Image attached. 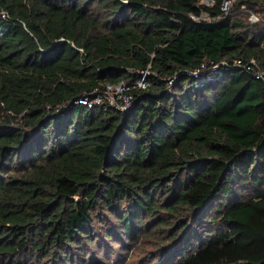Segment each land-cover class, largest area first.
Instances as JSON below:
<instances>
[{"label": "trees", "instance_id": "trees-1", "mask_svg": "<svg viewBox=\"0 0 264 264\" xmlns=\"http://www.w3.org/2000/svg\"><path fill=\"white\" fill-rule=\"evenodd\" d=\"M232 1L0 0V264H264V85L235 64L264 69V0ZM121 83L127 109L78 103Z\"/></svg>", "mask_w": 264, "mask_h": 264}, {"label": "rangeland", "instance_id": "rangeland-1", "mask_svg": "<svg viewBox=\"0 0 264 264\" xmlns=\"http://www.w3.org/2000/svg\"><path fill=\"white\" fill-rule=\"evenodd\" d=\"M123 92L124 88L122 86H117L109 89V92L107 93L110 101L116 107L119 106L121 108L128 102V99L127 97H125ZM120 100H123L124 103L121 104ZM155 247H158V245H156ZM128 248L129 250H126L122 257H120V259H118L119 256H115L113 255V253L110 257V254L106 255L105 252L102 251L100 252V256L95 257V260L93 262L92 260L90 261L88 259L85 264H157L159 262V260L154 259L156 258V250L153 249V246L150 243H144V240H139L136 243L128 244Z\"/></svg>", "mask_w": 264, "mask_h": 264}, {"label": "built area", "instance_id": "built-area-1", "mask_svg": "<svg viewBox=\"0 0 264 264\" xmlns=\"http://www.w3.org/2000/svg\"><path fill=\"white\" fill-rule=\"evenodd\" d=\"M206 4H212L210 1H204ZM232 3L233 1L232 0H224L223 4H222V7H221V10L225 13H227L230 9V7L232 6ZM250 21L252 23H258L261 21V17L255 13H251L250 15ZM235 64L237 66H241V67H244L246 68L247 70H249L257 80L261 81L264 85V69L261 67L260 63L258 61H256L255 59H252L251 61H249V63L246 65L244 64L241 60H238L235 62ZM200 71H197L195 72V76H197L199 74ZM138 85L141 87V88H146L147 87V83L144 79H142ZM119 87H123L124 88V92L128 89V87H126V85L124 83H121L119 85H117ZM117 86H114V87H117ZM113 88V86H109L108 87V91L107 93L109 92V89ZM123 92V93H124ZM104 94V95H92V96H86V97H83L81 98L78 103H81L83 104L84 106H87V107H90V108H94V107H103V106H106L107 103L110 104V106H113V107H116L115 105H113V103L110 101V98L108 96V94ZM122 99V98H120ZM128 99V97H127ZM124 100V99H123ZM123 100H120L121 104H123ZM128 101V100H127ZM119 102V103H120ZM128 103V102H127ZM128 104L126 105H123V107H116V108H120V109H127V106Z\"/></svg>", "mask_w": 264, "mask_h": 264}]
</instances>
